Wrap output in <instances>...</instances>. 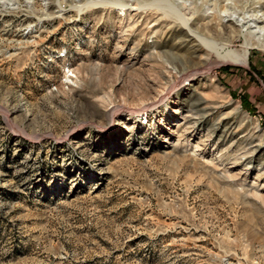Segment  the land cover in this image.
Here are the masks:
<instances>
[{
  "label": "rangeland",
  "instance_id": "1",
  "mask_svg": "<svg viewBox=\"0 0 264 264\" xmlns=\"http://www.w3.org/2000/svg\"><path fill=\"white\" fill-rule=\"evenodd\" d=\"M0 264H264V0H0Z\"/></svg>",
  "mask_w": 264,
  "mask_h": 264
},
{
  "label": "bare ground",
  "instance_id": "2",
  "mask_svg": "<svg viewBox=\"0 0 264 264\" xmlns=\"http://www.w3.org/2000/svg\"><path fill=\"white\" fill-rule=\"evenodd\" d=\"M259 22V21H258ZM183 26L182 28L186 30L188 36L191 38L190 40H194L195 42H198L200 45H202L203 48L204 47V44H205V41L202 40L195 32H193L189 27H188V24L185 22V20L182 22ZM260 23V22H259ZM204 43V44H203ZM215 46V45H214ZM208 47V46H207ZM206 49V48H205ZM213 50V49H212ZM224 51V48H221V49H217V52L216 54L218 56H220ZM221 58H223V61H234V62H246L247 60V57L246 55L245 56H238V55H235L234 53L228 51V52H224L223 55L220 56ZM195 73V71L193 70H187L183 73V78L184 79H190L193 74ZM138 115H140V113H138Z\"/></svg>",
  "mask_w": 264,
  "mask_h": 264
}]
</instances>
